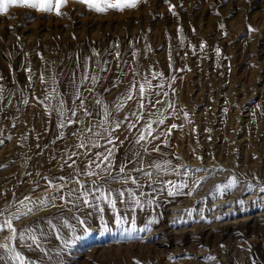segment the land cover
<instances>
[{
	"label": "rangeland",
	"instance_id": "obj_1",
	"mask_svg": "<svg viewBox=\"0 0 264 264\" xmlns=\"http://www.w3.org/2000/svg\"><path fill=\"white\" fill-rule=\"evenodd\" d=\"M62 11L65 15L57 16L13 7L7 15L0 14V224L13 217L15 251L29 264H191L195 260L225 264L221 255L229 257V245L210 248L201 255L187 249L174 252L172 245L170 253L162 257L153 246L159 237L170 239L179 229L212 227L217 219L212 207H202L206 201L217 200L212 193L215 185L205 184L208 188L202 189L203 180L221 175L222 169L216 164L219 160H229L232 167L227 176L222 173L221 180L232 177L238 161L264 166V0H141L134 9L110 10L107 14L69 0ZM153 72L160 75L153 78ZM92 76L98 77L96 84ZM144 77L153 87L146 92L141 109L138 93L130 100L126 97L132 84L138 88ZM50 94L53 98L46 99ZM55 97L60 98V104L63 101L58 109L52 108ZM103 103L111 107L108 110L114 125L109 135L113 142L109 143L107 136V144L92 148L84 127L92 120L104 122ZM161 119L163 123H159ZM152 121L151 142L142 147L136 141L145 123ZM172 124L177 127L171 128ZM81 143L85 146L80 147ZM156 147L158 152L153 150ZM167 147L173 154L177 152L178 160L187 157L204 164L179 170L172 184L163 177L141 181L139 188L129 182L107 181L123 175L119 173L122 164L131 176L162 169ZM109 149L113 164L110 175L101 173L98 180L86 175L89 163L99 171L96 164ZM126 151L134 156L139 153L141 160H134ZM134 161L138 164L133 165ZM153 162L161 167L155 168ZM49 180L62 185L61 190L49 187ZM189 181L194 184L188 185ZM258 183L256 177L255 184H250L258 189L254 214L264 208V193L256 187ZM81 185L92 189L103 186L112 195L132 188L143 207L133 210L125 191L124 202L118 200L117 208L129 223L121 228L111 208L96 199L98 192L89 198L103 212L77 199L83 191ZM182 185H187L184 196L168 195L169 188L175 192ZM70 190H75L71 196ZM250 192L256 190L240 194L245 195L241 200ZM197 194L199 200L176 212L178 216L169 220L173 222L170 229L161 230L165 224L158 222V216L167 221L173 207ZM44 200L47 204L41 203ZM77 216L86 221L87 232L74 219ZM64 221L72 228L64 226ZM132 221L136 229L151 230L128 235L125 229L131 231ZM2 235H8L6 226ZM33 235L36 242L30 239ZM131 245L145 248L134 255L123 253L99 260L91 255L95 249ZM248 247L254 252V264H264V243L249 242ZM3 254L10 255L0 249V257ZM0 264L7 263L0 259Z\"/></svg>",
	"mask_w": 264,
	"mask_h": 264
},
{
	"label": "bare ground",
	"instance_id": "obj_2",
	"mask_svg": "<svg viewBox=\"0 0 264 264\" xmlns=\"http://www.w3.org/2000/svg\"><path fill=\"white\" fill-rule=\"evenodd\" d=\"M234 115H236V112ZM127 154L129 155L130 153L127 152ZM130 155L136 157L133 154ZM177 155H178L177 152L173 154L171 152L170 147H167L166 154L165 156L163 155L164 159L162 162L163 164L162 169L156 171L153 170L154 169L153 168L152 171L150 172L151 175L146 176L143 173H139L135 176H133L132 174V177L137 178L138 182L146 181L149 179L154 180L156 178H161V177H163V180H165L166 182H169L175 179L176 177H178L179 170L182 169L184 170L186 169V167H198L201 164H204L203 162L199 163L198 161L191 160L187 157H181L180 160H178V158H176ZM232 160L231 162H233ZM234 161L236 162L235 159ZM229 162H230L229 160L221 159L219 160V162L216 163L222 169L221 172L223 174L226 173L225 176L228 175V171H230L231 170L230 168H232L229 167L230 165ZM212 163L213 161L206 162V164L208 165ZM237 170L242 171L245 175L241 176ZM256 170H257V174L254 173ZM234 172L235 173L232 175L231 178H229V180L228 179L221 180V178H224L223 177L224 175H222V173L219 177L211 178L212 177L211 176L206 181L203 180V184L205 187H203L202 191H205L208 188L206 187V185L209 187L210 185L213 184L215 185L214 189L212 190V193L216 195L217 200L211 202L206 201L202 207V210L205 209L207 205H210L212 207V212L215 215V217L213 218H217L213 220L214 224L212 225V227L209 228L207 226H200L198 227L197 230L191 229L186 231L184 230L180 231L179 229V232H172L173 234L171 233V235L169 236L170 239H166L165 237H161V238L159 237V241L155 242L154 243L155 245L153 247L157 250V253L161 257L164 256L166 253H168V251L172 248V245L174 246L172 250L174 252L183 251V249L185 250L187 249L188 251L196 252L198 255H201L203 253H206L210 248L216 250L217 247L219 248L222 244H224V245H229V257L226 254L221 255V258L225 262V264H232L233 261L236 262L237 264H254L253 262L254 252L248 247V244L249 242L256 243L258 240L264 243V208L259 209L258 213L254 214L256 212H254L253 210L254 209L253 200L255 195L258 194V189L256 188H255L256 192H250V195L246 200H244L243 204L239 205L238 201H240L241 198L245 196L242 195L241 197L240 194L248 192L249 185L255 184L256 177L259 178V183L257 184L256 187L264 186V166L261 163L253 164L251 166L249 165L247 160H245V162L242 163L238 161L236 169H234ZM233 177H235L237 180V186L234 188L237 189V192H234L233 188H224L223 193H221V191L219 190L220 187L222 185L228 184V182ZM128 182L131 183V180H129ZM196 182H199L198 177L196 178ZM244 182L247 183L246 186L244 185ZM193 184L194 183L190 181L188 183V185H193ZM175 192L178 193L177 195H182V196L185 195V191L183 190L182 186L177 187L175 189ZM198 200H199V195L197 194L192 200L188 199L187 201L181 202L182 203V204L180 203L181 206L173 207L172 208L173 210L169 214L170 217L168 218L167 221L163 215H159L158 222L161 224H165L162 226L161 230L170 229V225L173 222H170L169 220H173L178 216L176 212H181L184 209L193 206ZM262 203H264V201ZM156 233L157 231L155 232V234ZM48 240L50 239L47 238L46 241ZM236 244L238 245V247L234 248L233 246L234 245L236 246ZM203 246L204 248L201 250V247ZM144 248L145 247L143 246H132V245L125 248L121 246L119 247L110 246V247H104L99 250L95 249L91 252V255L93 258H97L99 260V258L101 257L107 258V257H111L112 255H122L123 253H125L126 256L134 255L135 251L142 252ZM149 248H151L150 245ZM3 257L7 264L13 261L9 259V255L3 254ZM191 264H203V263L195 260Z\"/></svg>",
	"mask_w": 264,
	"mask_h": 264
},
{
	"label": "snow or ice",
	"instance_id": "obj_3",
	"mask_svg": "<svg viewBox=\"0 0 264 264\" xmlns=\"http://www.w3.org/2000/svg\"><path fill=\"white\" fill-rule=\"evenodd\" d=\"M77 3H80L82 5H84L85 7H87L88 9L95 11L96 13H100V14H107L110 10H114V11H119V12H124L126 9H134L136 8L139 3L141 2V0H76ZM69 3V0H0V14H4L7 15L9 12L10 8L13 7H17V8H28V9H32L35 11H38L40 13H44V14H55L57 16H63L65 15V13L62 11V9L64 7H66ZM217 52H219V49H217ZM94 55H99L98 52H94ZM117 59H119V54L117 53ZM86 68H87V64H86ZM104 71H107V69H103ZM30 71V70H29ZM157 75H160L158 73L153 72L152 76L153 78H155ZM89 77L86 75L84 77L85 80H87ZM54 79V78H53ZM41 80L43 81V76H41ZM91 80L93 82V84H96L98 82V77L96 76H92ZM153 85L151 83V81L147 78L144 77V83H140L139 87L137 88L136 83H133L130 89V94L126 97L127 100L132 99V95L134 93H138L139 94V98H140V108L143 109L145 107L144 105V98H145V94L146 92L151 91ZM53 93L56 92V89L53 88ZM0 92H3V88L0 87ZM52 95L50 94L48 97H46V99H52ZM25 103H27V100L24 101ZM160 101H157V103H159ZM41 103H43L41 101ZM83 103V101L81 102ZM97 103H101V101H97ZM61 105H63V101H61ZM123 106V101L120 104H117V109L119 110L121 107ZM169 107H171V104L169 105ZM105 111H104V117H105V122H107L108 117L110 115V113L107 110V105L104 106ZM63 113H61L62 115ZM73 115H75V112L73 111ZM187 115V114H186ZM137 119H140V117H137ZM70 123H73L75 121H69ZM164 121L161 119L159 121V123H163ZM155 123V121L152 122H146L142 133L139 135L138 139H137V143L141 144L142 147H144L147 143L151 142V138H152V133H153V128H152V124ZM61 127H63V123H61L60 125ZM119 124H116L115 127L119 128ZM130 127H134V125H130ZM177 125L172 124L171 128H176ZM88 131H91V129H89ZM98 135V133H97ZM156 139H158L159 137H155ZM112 140H109V143H112ZM80 147H84L85 145L83 143H81L79 145ZM154 151H159V147H156L153 149ZM145 151H147V148L145 147ZM75 155V154H73ZM136 155L138 156L139 153H136ZM111 156H112V149L108 150V155L103 156L101 163H97L96 164V169H98L99 171L93 170L92 169V164L89 163L88 164V171L86 172V175L88 176H99L101 173L103 174H109L110 175V170L113 168V164L111 161ZM69 159H71V157H69ZM67 163V161H65ZM73 163H75L73 161ZM72 165H69V167H71ZM156 168H160L161 165L159 164H155L154 165ZM125 167L126 165H121L119 167V173L123 174L120 176H111V180L113 182H122L127 184L129 180H131V183L133 185H137V187H142L139 182L138 179L135 177H132L130 172L126 173L125 172ZM136 171H143V169H135ZM146 175H151V173H145ZM47 179V178H45ZM61 180H64L63 177L60 178ZM76 183L79 184V181L77 180ZM96 181H93V184H95ZM169 184H172L171 181L168 182ZM49 187L55 188L57 191H60L62 188V185H57L54 184L51 180L48 181ZM187 185H182V187H186ZM198 186V185H197ZM237 186V180L235 177H233L228 184L226 185H222L220 187V191L221 193H223V189L224 188H235ZM81 188L83 189L82 193L77 196V199L80 200L82 199L83 204L89 208H97L98 211L103 212V208L99 207L94 200L90 199V196H94L96 192L99 193V196L96 197V199H99L101 201H103L107 206H109L115 216V223L120 226L121 228L124 227L125 224L129 223L128 219L126 217H122L119 213V210L117 208V201L120 200V202H124L123 198L125 196V191H117L116 195H112L110 191L108 190H103V186H99L95 189L92 188H84L83 185H81ZM249 190L250 191H255V189L252 187V185H249ZM75 190H70V192L68 193L69 196L73 195V192ZM128 193V196L131 199V204L133 205V210L136 207L142 208L143 204L141 202V197L137 195L136 191H133L132 189H127L126 190ZM161 191H163V189H161ZM259 191L261 193H264V186L259 188ZM178 193L174 192L172 190V188L168 189V195H177ZM26 200H31L30 197H26ZM61 200H64V197L61 196L60 197ZM65 204L69 203L68 200L64 201ZM23 203V202H21ZM42 204H47V200L41 201ZM149 204L152 203L151 200L148 201ZM240 204H243L244 201L241 200L239 201ZM72 204L74 207H78L75 203V201H72ZM25 207H27V205H25ZM32 209L28 208V212H31ZM194 211V210H192ZM189 215L192 214L191 211H189L188 213ZM16 219H19V215L17 214L15 216ZM74 219H76L78 221V223L80 225H84V231H88V228L86 226V221L84 219H81L80 217H74ZM13 217H7L5 218V221L3 224H0V249H3L5 252L9 253V259L11 260H15L18 261V264H29V262H26L25 258L17 251H15V248L13 247L12 242L15 241L17 239V233H16V229L13 226ZM157 221H151L150 223H156ZM210 223V221H208ZM48 223L52 226V228H56V225L52 224L51 221H48ZM64 226H67L69 228H72V226L70 224H68L67 221L63 222ZM5 226L7 228L8 231V235L5 237L2 235V233L4 232ZM151 229H136L135 226V222L132 221V229L131 231H129L128 229H125V232L128 235H131L133 232L135 231H150ZM25 231H29V230H25ZM57 237H60V233L57 232ZM25 237L23 234H21L20 239L23 240ZM30 239L33 240V242H36V237L33 235L30 237ZM65 243H67V241H65ZM0 259H4V257H0ZM209 260H213L215 259V257H208ZM58 264H62V262H58ZM136 264H140V261H136Z\"/></svg>",
	"mask_w": 264,
	"mask_h": 264
},
{
	"label": "crops",
	"instance_id": "obj_4",
	"mask_svg": "<svg viewBox=\"0 0 264 264\" xmlns=\"http://www.w3.org/2000/svg\"><path fill=\"white\" fill-rule=\"evenodd\" d=\"M69 79H70V73H69ZM69 86H71V85L69 84ZM59 88H60V91H61V87H59ZM105 105H107V103H103V106H105ZM59 106H61L60 98L59 97H55L53 99L52 108H55V109L57 108L58 109ZM109 108H111V107H109L107 105V110ZM97 109H98V107H97ZM104 111H105V108H104ZM108 112H109V110H108ZM110 115L108 117L107 122H105V119H104V122H102V123H100V122H98L96 120H92V121L89 122V124H87L84 127L85 128V133L89 136L88 138H90V140H91V144L93 146L92 148L96 147L99 144L102 145L103 143H105L106 140H107V136H109L108 138H110L109 131H111V127L114 125L113 122H111L112 120L110 118ZM89 129H91V131H88ZM97 133H98V135H97ZM102 141H104V142H102ZM105 144H107V143H105ZM128 147H130V145ZM130 157H133V156L130 155ZM133 159L135 160V159H139V158L136 156V157H133ZM139 160H141V159H139ZM135 162L136 161H134V163H132V164L133 165L134 164H138L137 162L136 163ZM100 176L101 175L97 176V180L99 179ZM102 176H101V178H102ZM107 181H110V183L113 182L111 179H109Z\"/></svg>",
	"mask_w": 264,
	"mask_h": 264
}]
</instances>
